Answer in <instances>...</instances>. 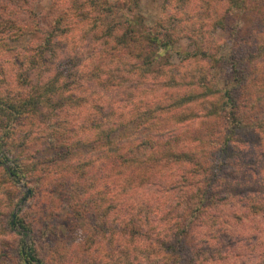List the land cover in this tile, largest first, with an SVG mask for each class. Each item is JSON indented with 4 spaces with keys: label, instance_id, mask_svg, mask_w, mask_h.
<instances>
[{
    "label": "trees",
    "instance_id": "obj_1",
    "mask_svg": "<svg viewBox=\"0 0 264 264\" xmlns=\"http://www.w3.org/2000/svg\"><path fill=\"white\" fill-rule=\"evenodd\" d=\"M37 2L0 0L4 38L32 39L0 46L13 58L12 76H0V152L12 165L0 174L14 190L23 179L41 205L11 221L25 195L0 196V264H264V0H223L215 25L229 53L196 37L186 55L223 69L225 83L202 76L181 90L163 83L160 64L174 39L162 21L145 26L138 0H51L46 13ZM170 168L182 176L153 180ZM145 183L178 198L147 234L145 218L120 206L116 218L108 195Z\"/></svg>",
    "mask_w": 264,
    "mask_h": 264
},
{
    "label": "rangeland",
    "instance_id": "obj_2",
    "mask_svg": "<svg viewBox=\"0 0 264 264\" xmlns=\"http://www.w3.org/2000/svg\"><path fill=\"white\" fill-rule=\"evenodd\" d=\"M36 1V0H33ZM37 9L38 11H44L46 13L51 5V0H37ZM109 2H113V0H109ZM1 4V3H0ZM36 5V4H35ZM69 5V4H68ZM224 7L223 0H138V13L142 16L143 22L145 26L147 27H155L159 22L161 24V21L164 23L165 26V32L166 34H171L172 38L174 39V45L171 51L165 53L164 59L160 61L161 66L163 65L164 70L166 71V75L168 79H165L163 83L167 86L170 84V86H177L175 88H178L181 90L184 86L191 84H194L199 80L202 76H207L210 80L213 81L215 86H221L225 83V71L223 69H220L218 67H212L210 66L203 57H198L199 60L196 58H191L186 55V52H190L195 49V41L196 37H199V39H196V42L198 40L199 44H202L201 46L205 49L209 47L210 42L213 44V47L215 51L218 50L220 54H228L229 53V42L226 34L221 31L217 25H215V21L222 13V8ZM121 18H124L123 15L116 14L113 17L106 18L108 21L110 20L111 23H116L121 20ZM239 20L236 19V17L232 16L229 18V21H235ZM246 20V19H244ZM89 22V21H88ZM237 22V21H235ZM83 23V22H81ZM78 26H80L78 24ZM87 27V26H85ZM80 34V32L78 33ZM6 36V35H5ZM6 38V37H5ZM4 38V34L0 32V46L4 43H9L8 45L14 46H23L24 44H27L30 42L31 37L30 34L23 35L19 38L18 41H14V38L8 39ZM81 34L79 36L78 45L81 48V50L87 49V41L88 38ZM85 42V44H84ZM220 49V51H219ZM213 50V51H214ZM79 52V50H76L74 55L77 57V63L82 61L84 59V54L86 52ZM60 58L63 60L66 53L62 55V53L59 52ZM73 55V54H72ZM67 57V55H66ZM12 57H0V69L4 68L5 70L0 73V76L2 77V80H5V76H12L11 72V65L8 66L5 64V60H11ZM60 59V60H61ZM60 66L63 67V63L60 64ZM14 67V66H13ZM0 77V78H1ZM140 81V80H139ZM162 81V79H161ZM162 83V84H163ZM134 84V83H133ZM124 86V85H123ZM4 88V87H3ZM116 88L119 89V93H121L124 98H126L128 101H135L138 102L139 94L137 91V95L133 93V89H130L127 91L124 90L121 86H117ZM129 88V87H128ZM162 89H168L170 87H159ZM186 89V87H185ZM130 94V95H128ZM133 94V97H132ZM143 94V91L140 92V95ZM90 96V94L88 95ZM144 96V94L142 95ZM145 99L147 97H144ZM147 100V99H146ZM109 103V102H108ZM262 142V149H264V137ZM256 143V142H254ZM259 152V149L256 150ZM258 157V154H257ZM259 161H261L259 157ZM0 162L4 163V167L8 168V165H12L9 159L4 157V155L0 152ZM257 163L255 165L257 168H260L262 166L261 163ZM264 165V163H263ZM183 174V170L181 169H174L170 168L167 170L162 171L159 173L157 177H154L153 180H158V182L165 183L167 180H175V177H181ZM7 180H9L4 175L0 174V193L4 195V198L12 197L14 192H19L18 196H22L23 194H26V190L28 187L25 185L23 179H18L17 187L18 189L14 190V187H12ZM149 180V179H148ZM179 180V179H178ZM132 187V188H131ZM154 184H148L145 183L144 187H136L135 185H129L126 190L123 192L118 193L115 195V197L111 196V193L108 194L111 197V202L114 208H116L117 213H115V217L118 215V207L120 206L123 208V210H120V213L123 214L124 218H129L131 216H134L135 218H145L143 225V233L147 234V225H152L155 227H163V225H158L159 223L162 224L166 221H160V218H162V214H164L165 211L169 209V206L171 204H174L178 198H177V189L169 190L166 194H162L160 196L158 195H151V190H154ZM24 198V197H23ZM22 198V199H23ZM39 202L47 203V199L42 195V197L39 195ZM93 196L92 194H89L87 197V200L85 201L83 207L86 209L92 208L91 206L94 204L93 202ZM152 198V200H151ZM55 202L56 199H54V196L52 198ZM37 200V199H36ZM147 201H150L152 203H149L148 205ZM35 202L34 198H31L30 195L28 198L17 205L16 209L14 210L13 214H21L27 212V210L34 209L36 207V215L38 206H33ZM41 204V203H40ZM48 204V203H47ZM121 204H126L128 208L125 206L123 207ZM31 206V207H30ZM30 207V208H29ZM19 209V211H18ZM12 214V216H13ZM15 217V216H14ZM38 217V215H37ZM117 218V217H116ZM116 223L119 219H116ZM142 220V219H140ZM12 221V218H11ZM65 224V222H63ZM158 225V226H157ZM62 231L63 236H67L68 239L70 234L68 231H64V226H59ZM16 230H19L16 228ZM1 236V234H0ZM40 240L37 241L38 246H44L46 243V240L44 236H40ZM26 240L29 243L30 237L29 235H26ZM75 238H69L68 242L71 243V241L74 242ZM114 240V239H113ZM106 252V251H105ZM241 260H234L235 264H240Z\"/></svg>",
    "mask_w": 264,
    "mask_h": 264
},
{
    "label": "water",
    "instance_id": "obj_3",
    "mask_svg": "<svg viewBox=\"0 0 264 264\" xmlns=\"http://www.w3.org/2000/svg\"><path fill=\"white\" fill-rule=\"evenodd\" d=\"M29 194H30V190L27 189V190H26V194H25L24 198L22 199V202L25 201V200L28 198ZM14 216H15V215L13 214V216H12V221H13V219H14Z\"/></svg>",
    "mask_w": 264,
    "mask_h": 264
}]
</instances>
